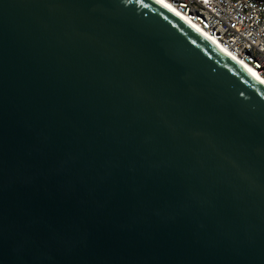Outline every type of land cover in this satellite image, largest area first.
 Segmentation results:
<instances>
[{
	"label": "water",
	"instance_id": "water-1",
	"mask_svg": "<svg viewBox=\"0 0 264 264\" xmlns=\"http://www.w3.org/2000/svg\"><path fill=\"white\" fill-rule=\"evenodd\" d=\"M0 264H264V85L158 0H0Z\"/></svg>",
	"mask_w": 264,
	"mask_h": 264
},
{
	"label": "built area",
	"instance_id": "built-area-1",
	"mask_svg": "<svg viewBox=\"0 0 264 264\" xmlns=\"http://www.w3.org/2000/svg\"><path fill=\"white\" fill-rule=\"evenodd\" d=\"M264 79V3L167 0Z\"/></svg>",
	"mask_w": 264,
	"mask_h": 264
},
{
	"label": "bare ground",
	"instance_id": "bare-ground-1",
	"mask_svg": "<svg viewBox=\"0 0 264 264\" xmlns=\"http://www.w3.org/2000/svg\"><path fill=\"white\" fill-rule=\"evenodd\" d=\"M160 3L165 5L168 9L173 11L175 14H177L179 17H181L184 21H186L189 25H191L193 28H195L197 31L205 35L210 41H212L215 45H217L222 51H224L226 54H228L230 57L235 59L238 63H240L245 69H247L258 81H260L264 85V79L245 61L240 59L239 57L235 56L230 50L222 46L219 42H217L211 35H209L206 31L201 29L199 26H197L194 22H192L184 13H182L177 7H175L172 3H170L167 0H158Z\"/></svg>",
	"mask_w": 264,
	"mask_h": 264
}]
</instances>
